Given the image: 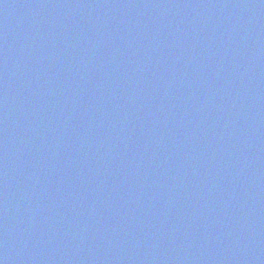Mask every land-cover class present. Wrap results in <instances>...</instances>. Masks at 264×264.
I'll use <instances>...</instances> for the list:
<instances>
[{"label":"water","instance_id":"obj_1","mask_svg":"<svg viewBox=\"0 0 264 264\" xmlns=\"http://www.w3.org/2000/svg\"><path fill=\"white\" fill-rule=\"evenodd\" d=\"M0 264H264V0H0Z\"/></svg>","mask_w":264,"mask_h":264}]
</instances>
